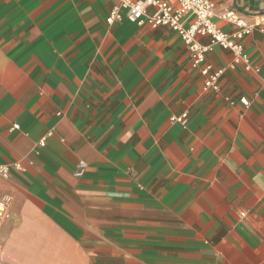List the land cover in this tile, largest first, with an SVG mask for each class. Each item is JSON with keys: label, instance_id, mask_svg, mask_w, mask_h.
Instances as JSON below:
<instances>
[{"label": "crops", "instance_id": "1", "mask_svg": "<svg viewBox=\"0 0 264 264\" xmlns=\"http://www.w3.org/2000/svg\"><path fill=\"white\" fill-rule=\"evenodd\" d=\"M212 1L258 26L260 75L220 47L194 68L168 27L109 25L116 0H0V264H264V0Z\"/></svg>", "mask_w": 264, "mask_h": 264}, {"label": "built area", "instance_id": "2", "mask_svg": "<svg viewBox=\"0 0 264 264\" xmlns=\"http://www.w3.org/2000/svg\"><path fill=\"white\" fill-rule=\"evenodd\" d=\"M107 19L109 25L123 22L125 19L138 25L149 24L153 28L168 27L177 32L190 52L194 68H200L205 62L206 54L214 47L229 51L232 55V67L243 66L246 72L260 75V67L251 63L244 46V39L250 36L257 25L250 24L245 17L234 10L218 11L212 0H116ZM220 19L236 27V31H223L216 22ZM264 32V29L262 30ZM200 38H210L208 45L202 44ZM225 69L213 70L207 65L201 68V74L206 78L205 90L220 91L219 79ZM264 81V79H263ZM240 103L249 108L247 98H241ZM231 105H235L231 102ZM172 124L188 126L189 115L171 117ZM18 129V126H15ZM15 167L23 170L17 163ZM88 164L80 160L76 166L74 176L81 178L85 175ZM10 167L0 166V181L9 177ZM7 216V200L0 201V222Z\"/></svg>", "mask_w": 264, "mask_h": 264}]
</instances>
